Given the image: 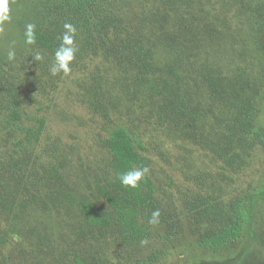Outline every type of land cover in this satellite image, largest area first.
Here are the masks:
<instances>
[{"label": "rangeland", "instance_id": "374dc122", "mask_svg": "<svg viewBox=\"0 0 264 264\" xmlns=\"http://www.w3.org/2000/svg\"><path fill=\"white\" fill-rule=\"evenodd\" d=\"M42 2L9 0L10 19L0 23V55L8 58L9 51L15 53L0 81L3 87L12 84L24 126H32L36 118L46 122L30 163L39 169L25 193L27 206L22 214L29 219L19 224L26 232V227L36 228L42 217L45 222L44 229L36 228L22 239L27 264H74L75 257L94 264H238L249 246L254 249L241 264H264V196L255 197L264 191V146L248 149L244 137L238 136L222 140L223 117L215 114L210 102H198L206 95L202 84L188 88L190 103L197 109L195 120L187 116L193 125L173 129L158 108L165 99L152 97L151 91L135 84L139 73L130 60L100 49L97 41L86 46L76 39L71 72L52 75L55 56L23 43L14 24L25 17L28 7L33 11L38 7L36 20L46 23L39 13ZM129 8L125 17L132 22L137 14L147 12L136 3ZM157 56L163 68L167 56L162 50ZM234 60L240 59L231 58L226 64L229 71L243 61V69L252 70L248 78L258 81L253 72L258 70L257 59ZM173 81L164 73L160 86L176 91ZM258 91L254 124L264 130V90ZM1 92L3 99L12 100L9 90ZM117 127L125 128L136 146L141 145L138 151L147 161L145 175L153 182L151 204L137 215L142 230L135 238L125 239L114 224L100 225L90 230L93 239L84 238L80 236L83 201L102 215L109 214L99 190H105L112 179L104 141ZM202 133L218 147L200 140ZM48 171L55 180L46 177ZM28 195L36 196L33 203L26 200ZM249 201L248 232L243 229L237 240L217 250L206 247L204 240L229 221L232 206L240 203L248 212ZM157 210L158 221L149 223ZM13 247L9 241L7 249Z\"/></svg>", "mask_w": 264, "mask_h": 264}, {"label": "trees", "instance_id": "16d2710c", "mask_svg": "<svg viewBox=\"0 0 264 264\" xmlns=\"http://www.w3.org/2000/svg\"><path fill=\"white\" fill-rule=\"evenodd\" d=\"M135 3L147 12L137 14V20L132 22L125 15ZM41 6L40 17L46 23L36 20L38 7L34 11L26 8L25 17L14 21L23 43L27 40V25L33 24L35 43L31 47L55 56L64 24L70 23L77 29L76 39L86 46L97 41L100 49L130 60L139 73L135 84L151 91L152 97L165 99L158 108L162 119L173 129L193 125L187 116L195 120L197 109L190 103L188 88L202 84L206 95L198 102H210L215 114L223 117L222 140L227 136L229 142L232 136H238L244 137L248 149L256 144L264 146V130L254 124V99L259 88L264 90V0H43ZM159 50L168 59L163 68L158 63ZM248 55L258 61V70L253 71L258 81L248 78L252 70L243 69V61L231 71L226 68L232 57L241 60ZM5 65L10 68L11 62L0 55V75L8 68ZM164 73L178 85L176 91L160 86ZM11 85L3 87L0 81V264H27V246L22 239L26 234L33 235L36 228L44 229L45 222L42 217L36 228L26 227V232L21 231L19 224L29 219L22 214L27 206L25 193L39 169L31 168L30 163L46 122L36 118L32 126H24ZM2 88L9 90L11 101L2 98ZM199 138L206 145L218 147L219 143L213 144L204 133ZM136 142L123 127L113 129L104 141L110 153L112 179L99 194L110 215H102L92 203L83 201L84 231L80 236L93 239L90 230H98L104 224L116 225L125 239L135 238L142 230L136 218L151 204L153 182L144 175L139 186L132 189L122 186L118 179L124 172L147 167L146 158L138 151L141 145L136 146ZM36 162L34 159L32 167ZM48 176L55 180L51 172ZM263 196L264 191L255 197ZM35 199L29 195L26 198L30 203ZM251 204L249 201L248 212L242 210L240 203L233 205L229 221L221 223V230L204 240L206 247L217 250L237 240L243 229L248 232ZM9 241L14 245L11 249H7ZM253 249L249 246L243 257ZM73 261L94 264L77 257Z\"/></svg>", "mask_w": 264, "mask_h": 264}, {"label": "clouds", "instance_id": "9594fccd", "mask_svg": "<svg viewBox=\"0 0 264 264\" xmlns=\"http://www.w3.org/2000/svg\"><path fill=\"white\" fill-rule=\"evenodd\" d=\"M8 4L9 0H0V23L10 19L8 16ZM34 28L35 25L33 24L27 25L26 43L28 44L35 43ZM64 29L65 31L61 37V44L55 52V62L50 69L52 75H57L61 72L65 75L69 74L71 72L70 65L75 60L76 52L78 50L77 45L74 42L77 34L76 27L70 23H65ZM14 57V51H9L8 59L12 60ZM36 59H40V57L37 56ZM147 171V168H137L133 171L124 172L119 175L118 179L120 180L122 186L135 189L139 186V182L142 180ZM158 217L159 211H154L149 223H156L158 221Z\"/></svg>", "mask_w": 264, "mask_h": 264}]
</instances>
